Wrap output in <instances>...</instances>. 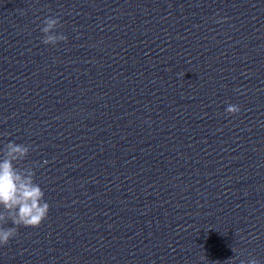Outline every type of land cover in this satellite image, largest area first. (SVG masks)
<instances>
[{"label": "water", "instance_id": "1", "mask_svg": "<svg viewBox=\"0 0 264 264\" xmlns=\"http://www.w3.org/2000/svg\"><path fill=\"white\" fill-rule=\"evenodd\" d=\"M9 142L50 207L0 264H264V0H0Z\"/></svg>", "mask_w": 264, "mask_h": 264}, {"label": "clouds", "instance_id": "2", "mask_svg": "<svg viewBox=\"0 0 264 264\" xmlns=\"http://www.w3.org/2000/svg\"><path fill=\"white\" fill-rule=\"evenodd\" d=\"M59 24V18L48 17L41 29L44 44H56L65 40L62 34L52 30ZM239 106L229 104L225 111L229 114L239 112ZM29 148L23 144L9 142L3 158L0 159V222L7 223L10 219L16 226L38 227L47 217L49 204L44 200V191L34 182L35 172L31 168H18L14 162L22 161L27 156ZM16 227L0 226V245L8 243L15 235ZM233 251H235L233 249ZM230 259H233L231 257ZM241 264H259L253 258Z\"/></svg>", "mask_w": 264, "mask_h": 264}]
</instances>
